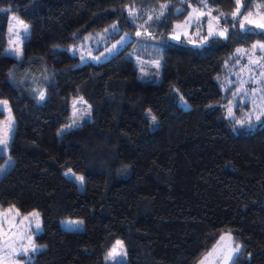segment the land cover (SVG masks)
Returning <instances> with one entry per match:
<instances>
[{
    "label": "trees",
    "instance_id": "obj_1",
    "mask_svg": "<svg viewBox=\"0 0 264 264\" xmlns=\"http://www.w3.org/2000/svg\"><path fill=\"white\" fill-rule=\"evenodd\" d=\"M242 2V13L264 12V0ZM207 3L228 17L219 23L229 33L194 47L168 37L197 0H0V100L16 122L0 206L41 214L29 264H106L116 240L126 264H198L221 250L223 234L241 247L237 264H264V116L240 126L228 111L235 102L233 116L245 119L248 110L229 83L236 49L264 35L232 27L234 0ZM12 13L30 25L21 59L6 54ZM113 25L114 38L130 33L131 43L81 65L71 47ZM69 170L84 177L82 189ZM65 220L84 229L65 230Z\"/></svg>",
    "mask_w": 264,
    "mask_h": 264
},
{
    "label": "rangeland",
    "instance_id": "obj_2",
    "mask_svg": "<svg viewBox=\"0 0 264 264\" xmlns=\"http://www.w3.org/2000/svg\"><path fill=\"white\" fill-rule=\"evenodd\" d=\"M242 5H244L243 2H242ZM192 10L193 9H191L189 13H192ZM203 11L207 12L208 10L203 9ZM189 13L185 16V18L182 21L177 22L175 24V28L173 32L168 37V42L175 43V44L184 43V44L194 46V47H201L202 45H206L207 43L201 44V38L207 35L208 17L207 16L201 17V24L203 26L199 30H197L195 23H191L190 26H185L184 22L188 19ZM250 13H252V15L250 16V19H253L256 21H259L261 17H264V12L262 13V12H259L258 10L250 11ZM212 16H215V15L212 13ZM19 21H23V20L18 18L16 14L12 13L10 16L9 38H8V45L6 48V54L11 55L15 58L21 59L23 57V45H24L25 35L23 31V26L19 23ZM24 24L28 25V34H29L30 25L27 24L26 22H24ZM213 24L215 25L216 22L213 21ZM176 25H181V27L177 28ZM219 26L221 28L224 27L220 23H219ZM245 26H249V25L245 24ZM256 30L260 31L259 29H256ZM197 31H199V34H197ZM118 33L119 34L121 33L119 28L116 30H111L106 34L90 36L86 40L85 43L80 44L79 46H76V47H71L72 49L71 52L80 57L81 65H84L87 63H93V64L104 63L108 61L109 59H111L114 55L119 53L121 50H123L133 40L132 35L130 33H124L123 35L121 34V36L116 37L115 39L114 37ZM174 35H178L180 37L179 40L173 39ZM219 38L225 39L224 37H219ZM260 42H264V41H260ZM12 48L19 49L22 55L11 54L9 52V49H12ZM244 50L246 51L247 54L245 55L244 53H239L241 57L240 64L238 65L239 68L237 72L234 74V79H232L233 81L232 80L230 81L232 83H236V84L238 83L236 87V91H237L238 89L241 88L240 81H248L249 76H252L256 80L260 81V83L248 82V83L243 84V87L248 90H251V89L264 90V77H261L259 75L261 71H264V67H262V65H264V51H261L259 48L253 49L252 47H250L249 49H244ZM249 58H251L252 61H259V63L249 64ZM242 68L244 69V71H241ZM249 69H252V71L249 72ZM32 83H33L32 85L33 90L37 93L39 97V92L44 91V89L40 85L39 82L32 80ZM260 94L261 93H257V99H256L257 105L261 104V101L258 99ZM236 98L240 100L241 104L243 105L248 104V107L246 106L242 107L241 105L239 107L241 108V110L245 108H246L245 110L248 109L246 111V114L252 113V120H255L256 113L253 112V103L250 97H245L241 94V95H236ZM45 99H46V92H45V98L43 100H40L39 98L37 100L39 101V103H43ZM0 101H4V100H0ZM180 104L183 108L188 109V103H187V106H185V104L182 101L180 102ZM231 106L233 107V110H234V108L236 107L235 102H232ZM2 107H3V119L0 120V131H1L0 138L8 139V145L4 149V151L0 154L7 155L8 158L5 164L1 166L0 168H5V166L7 165V168H6V171H7L13 165L12 159H11V163L9 164V158H11L9 151H10V145H11L12 139L14 137L15 129H16V122H15V118H14V115L12 113V109L9 103L7 102V104L3 105ZM81 115H83V112L81 113L79 110L75 118L76 123L80 121ZM233 115L234 113H232L230 117L233 118ZM13 126H14V131H10V128H12ZM0 147H3V146L0 145ZM6 171H4L3 173H0V178L6 173ZM72 174L74 173L71 172V174L69 175L72 177L73 180H75L79 184L80 189H82L83 184H81V182L78 179H74ZM74 176L81 177L80 175H76V174H74ZM9 209H11V212L8 211ZM33 213L39 214L38 221L41 225V231L39 233L36 232V228H35L37 217L32 216L30 214L23 215L19 212V210L16 207H9V208L3 209L0 206V264H29L34 260L36 254L40 251L41 248L37 243V237L44 230L43 218L39 212H33ZM5 214H6L7 221H8L7 223L4 222ZM25 217H27V219H25ZM67 221H81V220L63 221L62 228H64L65 230L82 231L84 229V223L80 225L79 227H76L73 225L66 224L65 222ZM222 236L224 237V239L223 240L220 239L219 243H221L223 246L221 250L218 252L212 264H222V262L219 259L220 255L226 254L228 250L236 246L230 234H223ZM117 241H121V240H116L113 247L115 246L118 252H126L124 243H123V247L121 248L119 245L116 244ZM32 246H36L39 249V251L35 253L31 252ZM24 248L29 249L27 254L23 253ZM107 257L105 259L106 264H115V261L109 260L107 259ZM205 258L206 257H204L202 260H204L206 264L207 260L209 259V256L207 255V259ZM124 259L127 263L128 262L127 253ZM200 262L198 264H200Z\"/></svg>",
    "mask_w": 264,
    "mask_h": 264
},
{
    "label": "snow or ice",
    "instance_id": "obj_3",
    "mask_svg": "<svg viewBox=\"0 0 264 264\" xmlns=\"http://www.w3.org/2000/svg\"><path fill=\"white\" fill-rule=\"evenodd\" d=\"M213 2H215V0H213ZM197 3L199 5H201V7L199 8H193L192 13H189L188 15V19L184 22L185 26H190L191 23H195L196 24V28L197 30H199L203 25L201 24V17L207 16L208 20H207V35L201 38V44H205L208 42L209 38L212 37H224L225 39H227V34L229 29L225 26V27H220L219 26V21L221 19H224L225 21H227L228 17L225 16L223 13H221L220 15L217 16H212V9L209 8V10L207 12L203 11V8H208V3L207 0H197ZM234 3L236 5L235 10L231 13V17L233 20H236V23H234L232 25L233 28L239 27L240 29H242L245 32L251 33L253 32L254 29H259L260 33L262 35H264V17H261V19L259 21L250 19V16L252 15V13L247 12L246 10L242 13L241 9L243 7L242 5V0H234ZM162 9H167L168 8V4H162L160 6ZM5 11H7V9H5ZM176 12L178 14H182L184 12L183 8H177ZM131 14V13H130ZM164 13L163 11L160 13V15L162 16ZM237 17H239V19L237 20ZM150 19V17H149ZM213 21L216 22V24H213ZM19 23L23 26V31H24V35L25 38H27V34H28V25L24 24L23 21H19ZM245 24L249 25V27H245ZM113 30H116V26L113 25ZM177 28L181 27V25H176ZM137 35H140V33H136ZM197 34H199V31H197ZM179 36L178 35H174L173 39L175 40H179ZM253 49L259 48L261 51H264V42H260L257 41V43L253 44L251 46ZM9 52L13 55H22V53L20 52L19 49H9ZM236 53H244L245 55L247 54L246 51L244 49L241 48H237L236 49ZM252 63H259V61H252L251 58H249V64ZM155 66L157 68L160 67L159 61L155 62ZM262 67H264V65H262ZM241 71H244V69L242 68ZM252 69H249V72H251ZM259 75L261 77H264V71H261L259 73ZM260 83V81L256 80L254 77L249 76V80L248 81H240L241 83V88L238 89L236 92H233V96L236 95H243L245 97H250L252 103H253V112H255V120L256 121H260L262 116H264V90L261 89H245L243 87V84L245 83ZM230 83H232L230 81ZM251 93V95H250ZM257 93H261L258 97V99L261 101L260 105L256 104V99H257ZM45 98V92L44 91H40L39 92V99L43 100ZM182 102L185 104V106H187V102L183 101V98H181ZM7 101H0V115L3 114V105H6ZM75 106V105H74ZM90 108V106H89ZM229 114L232 115L233 113V107L229 106L228 108ZM149 115L152 121V124L155 125L157 123V117L153 114H151V110H149ZM233 119L235 120V123L240 125V126H244V125H248L249 127H251V123H252V113H247L246 114V118L245 119H235V117L233 116ZM76 124V121H73V124H70L68 126H66L68 129H70L73 125ZM10 131H14V126L12 128H10ZM65 131L64 129L61 130V132ZM0 145H2L3 147H0V153H2L4 151V149L7 147L8 145V139H3L0 138ZM11 163V158H9V164ZM7 165L5 166V168H0V173H3L4 171H6ZM71 174V170H69V173H66V175ZM74 179H78L81 184H83L84 182V177H75L74 174H72ZM9 212H11V209L8 210ZM18 214V212H17ZM30 215L37 217V222L35 224V228H36V232L39 233L41 231V225L38 221V213H31ZM25 219H27V217H25ZM5 223H7V217L5 214ZM68 225H73L76 227H79L80 225L83 224V221H67L65 222ZM221 240L224 239L223 236L220 237ZM117 245H119L121 248L123 247V242L122 241H117L116 242ZM29 251L28 248H24L23 249V253L27 254ZM39 251V249L36 246H32L31 247V252L35 253ZM215 251V249H213V252ZM241 254V247L239 245H236L234 248H231L230 250H228L226 252V254H221L219 259L222 262V264H237V261L239 259V256ZM209 255H212V253H209ZM126 256V252H118L117 248L114 246L111 251L108 253V257L107 259L109 260H113L115 261V264H126V261L124 259V257ZM207 259V257L205 258ZM200 264H205V261L202 260L200 262Z\"/></svg>",
    "mask_w": 264,
    "mask_h": 264
},
{
    "label": "water",
    "instance_id": "obj_4",
    "mask_svg": "<svg viewBox=\"0 0 264 264\" xmlns=\"http://www.w3.org/2000/svg\"><path fill=\"white\" fill-rule=\"evenodd\" d=\"M218 252L215 253V251L214 252L212 251L211 252L212 255L209 256V259L207 260L206 264H212L214 259H215V257L217 256Z\"/></svg>",
    "mask_w": 264,
    "mask_h": 264
}]
</instances>
